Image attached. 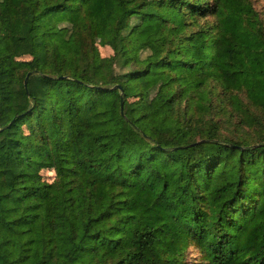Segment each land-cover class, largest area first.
Listing matches in <instances>:
<instances>
[{"label":"trees","instance_id":"1","mask_svg":"<svg viewBox=\"0 0 264 264\" xmlns=\"http://www.w3.org/2000/svg\"><path fill=\"white\" fill-rule=\"evenodd\" d=\"M0 264H264L263 10L0 0Z\"/></svg>","mask_w":264,"mask_h":264},{"label":"rangeland","instance_id":"2","mask_svg":"<svg viewBox=\"0 0 264 264\" xmlns=\"http://www.w3.org/2000/svg\"><path fill=\"white\" fill-rule=\"evenodd\" d=\"M254 5L259 9V10H263V14H264V9H263V6H264V3L261 2V1H258V0H252ZM99 52L101 54V56L103 57H107L111 54V51L109 48L107 47H99ZM188 258H192V257H196L198 256V252L196 249H194L193 247L189 248L188 250Z\"/></svg>","mask_w":264,"mask_h":264}]
</instances>
